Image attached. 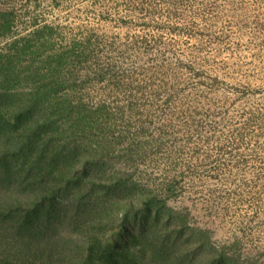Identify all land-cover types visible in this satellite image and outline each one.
Masks as SVG:
<instances>
[{
  "label": "trees",
  "instance_id": "16d2710c",
  "mask_svg": "<svg viewBox=\"0 0 264 264\" xmlns=\"http://www.w3.org/2000/svg\"><path fill=\"white\" fill-rule=\"evenodd\" d=\"M136 1L134 12L144 17L145 27L155 16V0ZM157 1L170 17L196 3ZM15 25L13 17L0 12V43L11 39L6 43L8 53L0 56L1 85L33 87L21 97L0 96V264H192L197 258L196 264H264V251L245 249L242 236L217 243L212 222L199 224L189 209L169 206L180 175L148 184L154 180L142 166L150 163L151 151L162 150L164 144L162 137H149V123L137 119L155 115L158 108L165 112L178 92L169 90L164 81L155 88L151 81L133 85L130 73L99 58L105 44L96 34L77 40L75 56V44L66 54L42 56L51 28L33 26L16 38ZM152 50L146 48L145 55ZM66 55L77 56L81 136L77 150L58 151L63 146H55L47 154L53 116L68 114L66 100L55 98L64 89L58 72ZM93 84L106 86L113 101L87 107L84 98ZM187 112V128L198 132L199 114ZM254 120H248L245 128ZM156 127L163 136L166 127ZM145 177L148 183L141 186ZM120 207L122 212L114 214ZM104 222L110 225L108 234L101 227ZM64 228L70 231L67 238L61 233Z\"/></svg>",
  "mask_w": 264,
  "mask_h": 264
},
{
  "label": "rangeland",
  "instance_id": "374dc122",
  "mask_svg": "<svg viewBox=\"0 0 264 264\" xmlns=\"http://www.w3.org/2000/svg\"><path fill=\"white\" fill-rule=\"evenodd\" d=\"M195 2L193 9L179 8L177 16L170 17L166 6L155 0V16L145 27L141 26L144 17L134 12L136 0H0V12L14 18L12 37L26 35L33 26L51 28L42 56L66 54L73 44L75 56L77 40L96 34L105 44L99 58L130 73L133 85L151 81L155 88L167 82L169 90L178 92L170 108L137 119L149 123V137H162L164 144L160 151L153 149L150 163L142 166L154 183L145 177L139 184H162L168 175H180L169 206L189 209L191 219L199 224L212 222L217 243L237 235L245 249L264 251V0ZM10 41L0 43V56L8 53ZM146 48L153 50L145 55ZM74 56L66 55L58 72L64 89L55 98L66 100L68 114L53 116L47 154L55 146H63L58 151L77 150L81 136ZM26 63L29 60L22 64ZM32 87L3 86L0 78V96L21 97ZM107 90L91 85L84 98L87 107L102 100L111 103L114 98ZM186 110L199 114L198 132L187 128ZM156 126L166 127L163 136L161 130H154ZM73 158L74 167L77 154ZM118 212L121 207L114 214ZM101 227L107 234L111 231L106 222ZM61 233L70 236L65 228ZM197 262L198 258L192 264Z\"/></svg>",
  "mask_w": 264,
  "mask_h": 264
}]
</instances>
